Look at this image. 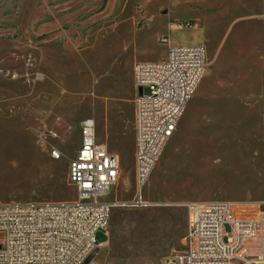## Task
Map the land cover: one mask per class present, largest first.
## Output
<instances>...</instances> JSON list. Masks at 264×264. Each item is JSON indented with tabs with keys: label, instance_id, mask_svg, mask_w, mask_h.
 Instances as JSON below:
<instances>
[{
	"label": "rangeland",
	"instance_id": "rangeland-1",
	"mask_svg": "<svg viewBox=\"0 0 264 264\" xmlns=\"http://www.w3.org/2000/svg\"><path fill=\"white\" fill-rule=\"evenodd\" d=\"M177 46L204 47L208 66L143 189L159 206L136 207L133 65ZM88 118L121 163L97 264H164L185 202L264 204V0H0V202L76 199Z\"/></svg>",
	"mask_w": 264,
	"mask_h": 264
},
{
	"label": "built area",
	"instance_id": "built-area-1",
	"mask_svg": "<svg viewBox=\"0 0 264 264\" xmlns=\"http://www.w3.org/2000/svg\"><path fill=\"white\" fill-rule=\"evenodd\" d=\"M207 66L201 46L170 47L165 61L134 64V206H159L144 198L143 189ZM79 135L68 166L76 199L0 202V264H97L89 258L101 247L96 234L107 230L119 205L105 198L118 183L121 163L97 140L94 119L81 123ZM48 136L58 138L52 131ZM49 154L54 161L63 158L56 147ZM181 206L183 249L164 264H264L263 203L188 201Z\"/></svg>",
	"mask_w": 264,
	"mask_h": 264
},
{
	"label": "crops",
	"instance_id": "crops-1",
	"mask_svg": "<svg viewBox=\"0 0 264 264\" xmlns=\"http://www.w3.org/2000/svg\"><path fill=\"white\" fill-rule=\"evenodd\" d=\"M137 63V62H136ZM135 64V63H134ZM134 66V65H133ZM133 71V70H132ZM133 81H134V79H133ZM135 96H136V90H135ZM135 96H134V98H135ZM133 101H134V99H133ZM133 128H134V106H133ZM101 143H103V142H101ZM105 144V143H104ZM106 145V144H105ZM107 146V145H106ZM107 148H108V146H107ZM134 148H135V136H134ZM108 150H109V148H108ZM110 151V150H109ZM111 153H114V152H112V151H110ZM114 154H116L118 157H119V155L117 154V153H114ZM120 158V157H119Z\"/></svg>",
	"mask_w": 264,
	"mask_h": 264
}]
</instances>
